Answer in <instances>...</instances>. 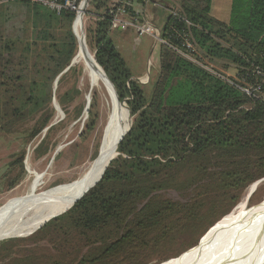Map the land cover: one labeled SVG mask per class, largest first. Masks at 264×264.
<instances>
[{"label":"trees","instance_id":"trees-1","mask_svg":"<svg viewBox=\"0 0 264 264\" xmlns=\"http://www.w3.org/2000/svg\"><path fill=\"white\" fill-rule=\"evenodd\" d=\"M5 1V7L0 5V131L35 114L37 133L54 117L52 84L76 49L74 15L25 0ZM144 1L137 0L140 9ZM153 2L158 5L153 15L161 16L155 26L169 45L184 50L189 39L194 59L232 64L240 87L260 86L257 95L264 94V0H231L227 23L210 15L211 0ZM14 5L23 6L27 15L9 13ZM90 6L94 26L87 30V46L119 101L126 103L132 124L100 181L52 221L58 231L66 226L95 236L96 242L85 244L93 250L80 264H149L148 257L165 243L208 231L247 187L264 178V100L244 94L167 45L158 47V72L146 92L131 80L109 37L108 0H93ZM128 13V19L140 21L139 13ZM13 17L21 20L12 23ZM28 25L43 35L65 30L66 41L54 43L48 36V42H35L53 51L34 55L29 66L35 49L21 35ZM94 112L89 110L80 137L93 132ZM170 191L183 201L165 198Z\"/></svg>","mask_w":264,"mask_h":264},{"label":"rangeland","instance_id":"rangeland-1","mask_svg":"<svg viewBox=\"0 0 264 264\" xmlns=\"http://www.w3.org/2000/svg\"><path fill=\"white\" fill-rule=\"evenodd\" d=\"M153 1L151 2L153 5L147 4L144 13L146 20L157 28L155 25H158L161 16L152 14L154 6H158ZM7 3L5 0H0L2 7H5ZM11 7L12 9L8 12L12 15L26 16L28 13L23 6L14 5ZM20 20L19 17H13L10 21L16 24ZM73 21L72 34L75 31L73 30L75 29ZM131 21L135 25L140 24L139 19ZM93 26L94 18L92 16L82 17L79 28L82 29L86 46L87 30ZM37 32L38 30L33 31L29 25L21 32L24 38H28L31 48L35 49L31 54L29 66L34 63V55H45L44 53L53 51L52 47L35 42H48V39L45 41L48 36H53L54 43L66 41L67 34L62 29L57 30L55 35H43ZM109 37L115 49L124 59L130 71L131 80L140 83L146 92H149L158 72L159 44L149 35L138 36L137 31L132 27L125 30H111ZM37 46L39 47L35 48ZM87 48L93 56L91 46H87ZM78 49L77 44L71 61L78 55ZM193 63L241 92L246 90V93L243 92L244 94H254L257 96L256 98L264 100V94L259 96L252 87L244 89L235 82L237 72L232 64L221 61L208 62L201 58H196ZM63 74H61L63 80L60 84L55 87L54 82L52 84V107L55 113L48 126L35 133L38 127L35 126L38 115L33 114L16 123L9 130L0 131V214L22 204H33L41 195L75 181L98 155L103 130L110 115L108 89L89 65L78 62ZM29 80L32 79L29 78ZM58 97L61 104L58 103ZM90 109L97 115L95 128L91 135L82 138L80 133L85 129L89 120ZM42 141L43 144L35 151ZM258 181L261 182L248 198L243 214L255 210L264 203V178ZM252 185L242 192L238 202L229 213L241 203ZM165 198L180 202L184 199L171 191L165 194ZM229 213L207 229L209 231L213 227L210 233L207 234L208 231L202 230L192 236H182L176 244L165 243L162 245V249L159 248L148 257L147 262L149 264H168L184 257L203 243L208 242ZM52 220L28 236L0 240V264H61L65 254L72 256L74 261L80 256L81 258L87 257V253L93 249H89L90 246L85 244L90 239L96 242L95 236L91 234L85 237L81 234V230L77 231L66 226L62 227L63 230L58 231V223ZM263 230L264 223L262 225L255 223L250 233L255 236ZM192 244L194 246L188 249V246Z\"/></svg>","mask_w":264,"mask_h":264},{"label":"bare ground","instance_id":"bare-ground-1","mask_svg":"<svg viewBox=\"0 0 264 264\" xmlns=\"http://www.w3.org/2000/svg\"><path fill=\"white\" fill-rule=\"evenodd\" d=\"M74 28L80 44L73 64L80 62L89 65L108 89L110 96V115L103 130L100 160L95 163L94 159L75 181L41 195L33 204H22L0 214V240L28 236L68 209L81 190L100 177L108 159L115 152L117 139L129 125L124 105L114 99L101 69L95 65L85 42L84 44L81 42L82 29L79 28L78 22ZM253 188L252 185L247 190L241 203L223 219L208 242L168 264H264V230L255 236L250 233L255 223L260 225L264 223V203L255 210L243 214L248 194Z\"/></svg>","mask_w":264,"mask_h":264},{"label":"built area","instance_id":"built-area-1","mask_svg":"<svg viewBox=\"0 0 264 264\" xmlns=\"http://www.w3.org/2000/svg\"><path fill=\"white\" fill-rule=\"evenodd\" d=\"M32 4L36 3L42 5L49 10L55 12L56 14H60L62 12H71L74 15L73 23H77L80 26V21H82V17L85 15H90V4L93 0H25ZM145 7L147 6L148 0H145ZM108 14L111 16V24L110 30H125L130 27L134 28L138 36L149 35L155 42L159 45H167L180 56L194 62L193 56L191 55L194 52V46L189 41V39H184L183 45L185 47L184 50L173 47L168 44L167 40L163 39L160 33V30L155 28L150 22L146 20L145 16V8L140 9L137 4V0H108ZM133 9L137 14H140V24L135 25L131 19H128L129 13L128 10ZM177 15L176 13L173 15ZM185 24L188 25V22L185 19H182ZM185 37V36H184ZM262 76V84H264V74ZM260 86L256 87V91L259 90ZM246 93V90H242Z\"/></svg>","mask_w":264,"mask_h":264},{"label":"water","instance_id":"water-1","mask_svg":"<svg viewBox=\"0 0 264 264\" xmlns=\"http://www.w3.org/2000/svg\"><path fill=\"white\" fill-rule=\"evenodd\" d=\"M73 30H75V29H73ZM73 34H74V36L76 37V40H77V44H80L79 43V38H78V36H77V33L75 32V31H73ZM82 44H84V40H83V38H84V36H83V34H82ZM73 61H74V59L71 61V63H70V65H69V67L67 68V69H65L61 74H63L64 72H66L72 65H73ZM94 62H95V60H94ZM95 65L99 68V69H101V72H102V76H103V78H104V80H105V82H106V84H108V86L110 87V89H111V92H112V94H113V96H114V99L117 101V102H119V100H118V97H117V95H116V92H115V90H114V87H113V85L111 84V82L108 80V78H107V76L105 75V73L103 72V70H102V68L95 62ZM61 74L55 79V81H54V87H55V85H57V82H58V79H59V77L61 76ZM122 105H124V107H125V109H126V112H127V116H128V119H129V125H128V127L126 128V130H123V132L120 134V136H119V138L117 139V141H116V143H115V147H116V149H117V146H118V144L121 142V140L123 139V137L126 135V133L129 131V129H130V127H131V124H132V121H131V117H130V113H129V109H128V107H127V105H126V103L125 102H122ZM56 107V106H55ZM114 151H115V149H114ZM118 155V153L117 152H115V153H113V156L112 157H110V159H108V161H107V163H106V166H105V168H104V170H103V172H102V174L100 175V177H98V179L97 180H94L92 183H90L89 185H87L83 190H81V192L78 194V196L74 199V201L72 202V204H71V206L68 208V209H66V210H64L61 214H59L58 216H56V217H53L52 219H55V218H57V217H59V216H61V215H63L64 213H66V212H68L72 207H73V205L75 204V202L77 201V200H79L81 197H83L90 189H92L99 181H100V179L102 178V176H103V173H104V171H105V169L107 168V166H108V164L110 163V161L111 160H113L116 156ZM100 160V158H99V151H98V155H97V157H96V162L95 163H98V161ZM261 181H257V182H255L254 184H253V186H254V188L250 191V193L248 194V198L253 194V192L255 191V189H256V187H257V185L260 183ZM47 223V222H46ZM46 223H44L42 226H44ZM41 226V227H42ZM40 227V228H41ZM39 228V229H40ZM182 255V254H181Z\"/></svg>","mask_w":264,"mask_h":264},{"label":"crops","instance_id":"crops-1","mask_svg":"<svg viewBox=\"0 0 264 264\" xmlns=\"http://www.w3.org/2000/svg\"><path fill=\"white\" fill-rule=\"evenodd\" d=\"M230 4L231 0H211L210 15L222 23H227L229 18ZM153 12L154 8L152 10V14Z\"/></svg>","mask_w":264,"mask_h":264},{"label":"flooded vegetation","instance_id":"flooded-vegetation-1","mask_svg":"<svg viewBox=\"0 0 264 264\" xmlns=\"http://www.w3.org/2000/svg\"><path fill=\"white\" fill-rule=\"evenodd\" d=\"M81 261V256L78 257L76 261H74V258L72 256H68L67 254H65L64 257H62L61 264H80Z\"/></svg>","mask_w":264,"mask_h":264}]
</instances>
